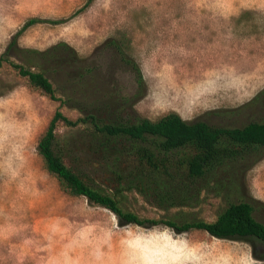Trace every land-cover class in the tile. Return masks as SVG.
Here are the masks:
<instances>
[{
  "label": "rangeland",
  "instance_id": "rangeland-1",
  "mask_svg": "<svg viewBox=\"0 0 264 264\" xmlns=\"http://www.w3.org/2000/svg\"><path fill=\"white\" fill-rule=\"evenodd\" d=\"M31 17L64 21L30 26L5 55ZM121 35L142 68L141 98L134 96L139 86L131 65L106 45ZM62 42L92 68L77 79L67 64L51 63L47 75L64 104L30 87L10 64L39 70L23 50ZM263 90L264 0H0V264H264V244L255 237L122 222L110 209L62 190L38 149L57 109L76 119L99 107L105 122L175 111L189 121L241 127L264 120V98L254 100ZM91 131L89 124L60 123L57 150L88 182L114 191L117 167L93 153ZM231 174L223 172L218 188L213 182L187 205L161 206L127 190L124 206L145 219L188 221H214L230 201L264 208V156ZM236 184L240 190L232 193ZM256 216L264 221V213Z\"/></svg>",
  "mask_w": 264,
  "mask_h": 264
},
{
  "label": "trees",
  "instance_id": "trees-1",
  "mask_svg": "<svg viewBox=\"0 0 264 264\" xmlns=\"http://www.w3.org/2000/svg\"><path fill=\"white\" fill-rule=\"evenodd\" d=\"M63 21L29 18L13 36L5 55L17 42L18 36L30 26ZM106 45L113 47L131 65L139 86L134 96L143 97L145 80L140 64L130 57L131 40L125 35L114 36ZM23 52L27 58L38 61L41 69L10 61L12 67L27 79L30 87L41 90L52 100L63 104L68 100L60 96L47 75L51 63L60 66L67 64L70 75L77 79H82L92 71V68L80 64L76 50L65 42L44 51L27 49ZM263 98L264 90L254 100ZM83 110V116L73 119L57 109L39 141L38 149L44 166L58 179L62 190L70 195H83L91 203L110 209L125 223L165 224L180 232L200 229L220 238L255 237L264 244V221L256 216L257 211L264 213V208H257L250 201H230L214 221L145 219L124 206L127 190H136L144 196L149 194L156 198L159 205L172 207L189 204L191 196L196 192L201 194L213 182L216 183L213 187L218 188L219 177L223 172L237 173L243 167H251L253 159H262L264 120L251 121L241 127H225L206 121H189L171 111L155 120L142 118L137 122H105L99 117V107ZM60 123L69 127L90 125L91 150L98 156L113 159L117 167L113 173L117 176L119 186L114 191L94 186L80 172L66 164L63 155L57 150V127ZM123 160L128 163L126 168L120 166ZM236 190H240L238 184L232 188V193ZM214 191L220 193L219 189Z\"/></svg>",
  "mask_w": 264,
  "mask_h": 264
}]
</instances>
